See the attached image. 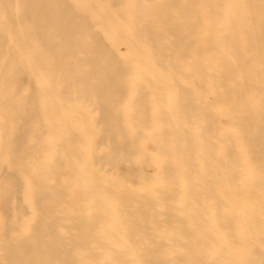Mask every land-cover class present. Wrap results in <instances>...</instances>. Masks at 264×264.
<instances>
[{
  "label": "bare ground",
  "instance_id": "6f19581e",
  "mask_svg": "<svg viewBox=\"0 0 264 264\" xmlns=\"http://www.w3.org/2000/svg\"><path fill=\"white\" fill-rule=\"evenodd\" d=\"M0 264H264V0H0Z\"/></svg>",
  "mask_w": 264,
  "mask_h": 264
}]
</instances>
